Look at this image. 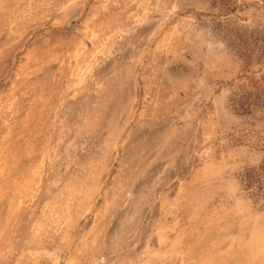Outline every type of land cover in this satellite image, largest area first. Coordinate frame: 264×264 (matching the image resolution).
<instances>
[{
  "label": "rangeland",
  "instance_id": "374dc122",
  "mask_svg": "<svg viewBox=\"0 0 264 264\" xmlns=\"http://www.w3.org/2000/svg\"><path fill=\"white\" fill-rule=\"evenodd\" d=\"M0 112V165L46 148L17 231L45 242L0 264H176L190 243L264 264V0H0Z\"/></svg>",
  "mask_w": 264,
  "mask_h": 264
},
{
  "label": "bare ground",
  "instance_id": "6f19581e",
  "mask_svg": "<svg viewBox=\"0 0 264 264\" xmlns=\"http://www.w3.org/2000/svg\"><path fill=\"white\" fill-rule=\"evenodd\" d=\"M19 15H17L16 17H18ZM11 19H8V26L11 25ZM160 29V28H159ZM164 32V31H163ZM87 43V42H86ZM84 47V45H83ZM90 47V46H89ZM42 54V53H41ZM114 77V76H113ZM83 79L78 78V82L82 81ZM148 85V84H147ZM169 89V88H168ZM157 90V89H155ZM3 116V113L0 112V117ZM131 119V118H130ZM3 127H5L6 129L11 127V125L9 124L8 121H6V119H3V121H1ZM135 123V122H134ZM131 124V123H130ZM145 124V123H144ZM125 125V124H124ZM128 125V124H127ZM141 129V128H140ZM152 129V128H151ZM124 130V129H123ZM122 131V130H121ZM127 131V128H126ZM144 131V130H143ZM8 133V132H7ZM160 134V133H159ZM83 135V134H82ZM156 135V134H155ZM39 138V137H38ZM89 138V137H88ZM39 140V139H38ZM50 140V139H49ZM4 141V140H3ZM97 141V140H96ZM121 141V140H120ZM118 142V141H117ZM2 143V142H1ZM101 143V142H100ZM147 143V142H146ZM150 144V143H149ZM148 144V145H149ZM143 145V144H142ZM51 146V145H50ZM119 146V145H118ZM82 147V146H81ZM89 147V146H88ZM123 147V146H122ZM144 147V146H143ZM146 147V146H145ZM49 148V147H48ZM46 149V148H45ZM42 150L43 156L40 162H37L35 164H37L35 166V168L29 173V171L27 170L28 167L26 168V173L24 174L22 173L21 177H24V181L21 182H16V179L18 180V178L20 179L21 177L18 176V172L16 173L17 169L19 168L18 163L24 158L25 155L24 154H20L18 158H15L14 161H12V166H10V156L8 157V161H5L2 165H0V181H7L6 186H3L0 182V199L5 195V190L6 187L11 191L15 190L14 188L16 187L18 189V193H19V197H20V201H18V204H14V207L12 209V214L10 216H8L5 220V222H3L2 224H0V248H4V246L8 243H10L11 241L15 244V241L17 243L20 242V234L21 233H17V231L20 229V220L22 219L24 213L22 211V207L21 204L23 202L22 198L24 197L25 193L27 192V190L29 189L30 186H34L33 184H35V186H38L41 184L42 182V174H43V170H45V162H46V150ZM111 149V148H110ZM83 150V149H82ZM85 150V149H84ZM124 150V149H123ZM139 150V149H138ZM147 150V149H146ZM32 151V149H30L28 151V153H26V155L30 154V152ZM81 151V150H80ZM119 151V150H118ZM35 152V151H34ZM85 152V151H83ZM36 153V152H35ZM92 153V152H91ZM90 153V154H91ZM86 154V153H85ZM139 154V153H138ZM32 156V155H31ZM70 156V155H69ZM129 156V155H128ZM39 157V156H38ZM137 157V156H136ZM70 158V157H69ZM27 159V158H26ZM142 165V164H141ZM90 169V168H89ZM12 170L15 171V176H11ZM48 170V169H47ZM94 171V170H93ZM99 172V171H96ZM64 173V172H63ZM67 173V172H66ZM24 174V175H23ZM62 174V172H61ZM60 174V175H61ZM44 175V174H43ZM89 176V175H88ZM71 177V176H70ZM69 177V178H70ZM93 177V176H92ZM13 178V181L11 180ZM61 178V177H60ZM68 178V179H69ZM74 178V177H73ZM80 175L75 176V179H80ZM57 176L54 175V177L52 178V184L55 185V183H57ZM141 179V178H140ZM73 180V179H72ZM82 180V179H80ZM50 181V182H51ZM74 181H70V187L67 190H61L58 200H52L56 202V205L53 206H48V211L49 210H56V209H60L64 214H68V211L71 207V202L70 200L72 199L73 201H77L79 195L82 193V188L78 185V189L74 188L75 185H73ZM132 182V181H131ZM59 183V182H58ZM84 184V183H83ZM91 185V184H90ZM132 185V184H131ZM51 186V184H50ZM63 186V185H62ZM103 186V185H102ZM118 186V185H117ZM140 187V186H139ZM118 188V187H117ZM66 189V188H65ZM89 191V190H88ZM16 192V190H15ZM48 193L51 192V189L49 191H47ZM11 193V192H10ZM109 194V193H108ZM36 195V193L34 194ZM49 195V194H48ZM51 195V193H50ZM18 196V195H17ZM94 202V201H93ZM81 205V204H80ZM79 206V205H78ZM91 206V204H90ZM12 207V206H11ZM24 208V207H23ZM27 208V207H26ZM25 208V210H26ZM29 208V207H28ZM45 209V208H44ZM74 208L72 207V210ZM11 210V209H10ZM30 211V210H29ZM246 211V210H245ZM9 212V211H8ZM33 212V211H32ZM43 212V211H42ZM50 212V211H49ZM105 213V212H104ZM243 213V212H242ZM27 215V214H26ZM54 215V214H53ZM58 216V215H57ZM32 217V216H31ZM43 217V216H42ZM29 218V217H28ZM41 219V218H40ZM101 220V219H100ZM27 221V220H25ZM49 221V220H48ZM121 221V220H120ZM25 224V223H23ZM37 225V224H36ZM24 226V225H23ZM22 226V227H23ZM39 226V225H38ZM37 226V227H38ZM48 226V225H47ZM91 226V225H90ZM249 226V225H248ZM35 227V226H34ZM33 227V228H34ZM42 227V226H41ZM61 227V224L57 226V230L59 231V228ZM94 228V227H93ZM96 228V227H95ZM252 228V227H251ZM40 229V228H39ZM38 229V230H39ZM24 230V229H23ZM38 230L34 233L33 236L28 237V238H24L23 236H21V240H23V243H29V245L27 247H24L23 250L24 251H28V253H30L32 246L31 243H36L35 244V248L34 251H36L38 247H41L42 244L45 242V236L43 234H40L38 232ZM49 230V229H48ZM40 231V230H39ZM53 231V230H52ZM55 234H57L58 232L56 230ZM109 231V230H108ZM17 234H16V233ZM21 232V230H20ZM102 232V231H101ZM250 232V231H249ZM48 233V232H47ZM104 233V232H103ZM51 235H49L50 237ZM52 236H57V235H52ZM68 238V237H67ZM82 239V238H81ZM49 240V239H48ZM82 242V241H81ZM77 243V242H76ZM93 243V242H92ZM99 243V242H98ZM160 243V242H159ZM21 244V242H20ZM60 244V243H59ZM39 245V246H38ZM69 245V243H68ZM202 246V247H200ZM236 246V245H235ZM240 246V245H239ZM62 247V246H61ZM65 247V246H64ZM217 243H207L202 245V243H199L198 245H194L188 244L187 247H179L181 248L179 253H177L176 257L173 259L171 258V260H173L175 263L177 262L178 264H213L214 260L217 262V264L221 263L223 264V262L226 261L227 258H230V256H237V249L235 250L234 246H231L228 251H229V256H221L220 252L217 250ZM245 247V246H243ZM67 248V247H66ZM100 248V246H99ZM130 248V247H129ZM215 248H216V259L213 257L215 255ZM39 249V248H38ZM92 249V248H91ZM40 250V249H39ZM176 250V248H173L172 251ZM11 251V250H10ZM9 251V252H10ZM227 251V252H228ZM46 252V251H45ZM205 252H213L210 258V262H205L206 258L204 259L203 254H205ZM232 252V253H231ZM39 253V252H38ZM121 254V253H120ZM210 254V253H209ZM243 254V253H242ZM35 255V254H33ZM75 255V254H74ZM125 255V254H124ZM206 255V254H205ZM12 256V255H11ZM244 256V255H243ZM36 259V257H35ZM214 259V260H213ZM13 260V259H12ZM31 264V261L29 259V261L27 262V264ZM71 262V261H70ZM10 263V262H9ZM176 263V264H177ZM12 264V263H11ZM26 264V263H25ZM33 264V263H32ZM125 264V263H124Z\"/></svg>",
  "mask_w": 264,
  "mask_h": 264
}]
</instances>
